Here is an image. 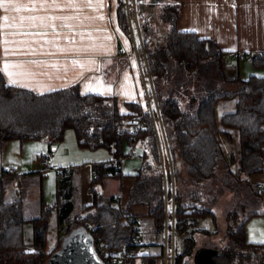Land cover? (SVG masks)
Masks as SVG:
<instances>
[{"label":"trees","instance_id":"obj_1","mask_svg":"<svg viewBox=\"0 0 264 264\" xmlns=\"http://www.w3.org/2000/svg\"><path fill=\"white\" fill-rule=\"evenodd\" d=\"M116 9L119 27L130 36L123 0ZM180 13L178 1L164 4L161 19L168 26L165 43L149 50L144 41V49L148 50L144 53V70L147 73L148 69L147 78L153 88L149 96L157 106L152 111L139 102H126L127 111L122 112L117 98L82 93L77 85L35 93L8 84L0 72L1 143L41 139L59 143L66 131L73 129L79 146L93 150L107 148L112 154L110 162L92 165L94 175L89 188L92 202L76 214H73L75 184L71 168L60 172L54 203L43 202L40 214L31 219L24 217L21 201L5 199L0 177V264H44L52 254L47 251V240L53 213L59 231L67 234L81 228L93 241L99 239L111 253H117L132 235L121 224L123 213L136 205L146 207L144 216L152 221L156 236L167 228L169 248L171 234L173 240L176 234L183 236L182 249L173 253L174 264H196L195 235L208 232L197 228L199 220L211 217L215 224L217 220L214 209L206 207L202 190L206 182L217 179L221 168L225 184L232 179L245 183L253 202L259 206L263 192L251 184L249 177L263 172L264 76L253 74L244 79L238 70L231 76L226 51L212 39L180 31L176 25ZM140 28L143 29L142 25ZM251 62L263 67L264 53L252 54ZM224 100H234L235 107L218 119L216 107ZM234 130L238 131L240 143L237 160L233 154L227 159L221 144V138L232 140ZM125 142L132 146L145 144L142 166L134 175L126 203L117 204L116 196L112 203L106 204L98 187L103 186L107 176H124L121 163ZM167 152L174 172V190L170 185ZM236 161L238 165L233 170ZM166 202L170 207L167 216ZM258 206L241 218L237 208L227 212V231L220 239L222 243L208 247L217 251L216 264H264V244L249 242L245 229L250 217L264 214ZM241 207L245 210V205ZM26 221L32 223L31 242L24 239ZM60 239L62 244L63 237ZM158 245V253H134L126 258V264H136L138 258L142 264L162 261L164 243Z\"/></svg>","mask_w":264,"mask_h":264},{"label":"crops","instance_id":"obj_2","mask_svg":"<svg viewBox=\"0 0 264 264\" xmlns=\"http://www.w3.org/2000/svg\"><path fill=\"white\" fill-rule=\"evenodd\" d=\"M176 1L181 7V13L176 22L177 28L180 31L195 32L201 38L215 41L226 51L225 61L231 76L237 70L244 79L253 74L264 76V66H253L252 62L245 58H232L233 53H239L242 56L264 53V0ZM16 2L22 7L30 6V0H16ZM36 2L38 4L40 0H36ZM66 2L67 0H56L60 8L47 7L41 10L37 7L36 11L19 13H5L0 9V66L7 60L11 64L23 65L21 69L14 71L27 73V75L9 78L8 75L1 72L5 81L14 86L30 89L35 93H45L77 85L82 93L117 98L119 109L122 112L127 111L126 102H139L147 109L146 102L148 100L145 99L149 95L146 87L148 76L137 54L135 55V42L133 41L132 45L131 36L125 35L117 26L114 16L117 0H104L103 8L89 7L85 0H76L77 7L72 9L64 7ZM93 2L95 4V0ZM48 3L50 4L51 0H48ZM4 15L16 17L17 27L11 28L5 25L2 20ZM29 16L59 17L60 19H44L43 23L39 19L36 21L25 20L21 25L20 17ZM100 16H103L104 19L97 18ZM65 17L75 18L63 19ZM9 23L12 21L10 20ZM49 25H55V28ZM11 33H46V35H11ZM107 37H111V39H107ZM5 40L10 43L5 44ZM12 41L17 43H11ZM5 47L19 48L21 51L5 57L3 51ZM29 49H35V52H30ZM125 75L129 78L126 83L133 94L132 98L121 91V84L125 83ZM142 76L145 78V83L142 81ZM13 79L18 82L12 83ZM101 81L104 87H111L110 93H104L103 88L96 87L97 83ZM88 84L93 85L92 90L86 89ZM223 106L226 111H232L235 103L233 106L231 103ZM232 135L231 141L221 138V144L226 156L228 153L232 154L233 151L238 150L237 157H239V134L232 131ZM56 144L52 143L50 139L0 142V177L5 186V199L21 201L23 211L27 205L32 204L33 214L31 217L33 218L40 214L43 202L51 204V186L48 185L47 188L49 177L46 175V171L42 172L44 169L40 164V157L43 154L51 153V161L53 160L55 165L62 163V160L56 159V153L65 147L69 148L71 139L67 144ZM88 161L90 160L83 163ZM108 162L91 161L87 165L81 166V164L66 161L68 166L60 165L56 168V196L57 184L61 178L60 172L62 169L71 168L73 169L71 179L75 184V191L77 192L78 184H80L85 205L91 204L92 195L89 188L94 175L92 165ZM125 177L107 176L104 179V182L109 178L118 182V184L114 183L116 188L112 192L102 196V199L108 198L106 204L112 203V198L118 195H121L123 205L126 203V196L134 182V176L131 181L126 180ZM249 179L257 189L259 184H264V157L263 172L253 174ZM258 207L259 211H264V191ZM130 211L139 219V216L146 214L147 209L144 206L136 205L131 207ZM52 215L55 216V213ZM245 229L249 242L264 239V235H262L264 234V214L250 217L246 222ZM150 244L158 245V242ZM139 246L136 247V254Z\"/></svg>","mask_w":264,"mask_h":264},{"label":"rangeland","instance_id":"obj_3","mask_svg":"<svg viewBox=\"0 0 264 264\" xmlns=\"http://www.w3.org/2000/svg\"><path fill=\"white\" fill-rule=\"evenodd\" d=\"M121 0H117L116 7ZM174 2V0H136L137 11H135L136 15L139 17V26L142 25L143 29L139 28L138 32L135 27L133 30L130 31V36L132 38V45L133 41L135 42L134 46L137 45L140 52V62L142 63L143 67H145V59L141 57V53H146L147 49H153L156 46L163 45L165 43L166 34L168 31V26L163 22L161 19V9L162 6L166 3ZM115 18L118 17L117 9H115ZM128 20V19H127ZM117 24L118 21L116 20ZM128 23V21H127ZM119 27V24H118ZM120 28V27H119ZM120 30L124 32L121 28ZM125 35H127L124 32ZM128 36V35H127ZM145 39L148 44V48L144 49ZM146 51V52H145ZM136 55V52H135ZM228 65V64H227ZM253 65V64H252ZM149 78V76H148ZM146 78V87L147 92L151 93L153 91L152 84L149 79ZM153 101L152 98H150ZM152 103V104H151ZM224 103V104H222ZM229 103H235L234 100H224L220 101L216 107V114L219 118L223 113L229 112L224 109L223 105H228ZM150 106L156 107V102H149ZM235 133H238L237 130H234ZM62 142L57 143L56 145H60L62 143L67 144L69 139H71V146L69 148H64L62 151L57 152L56 159L62 160V163L54 164L53 160L51 161L54 169L47 170L46 175H48L47 180V188L48 185L51 186V203H54L56 199V187H55V179H56V168L61 166H68L66 161H71L75 164H81V166H85L88 162L91 161H101V162H108L112 159V154L107 148H99L96 150L90 148H84L78 145L75 133L73 129L67 130V135L64 137ZM229 144V143H228ZM227 144V145H228ZM227 148V147H226ZM146 150L144 143H137L136 145L132 146L129 142L124 143V154L125 157L122 159L121 168L124 176H126V180L131 181V178L135 175L137 170H139L142 166V157L143 153ZM237 160L238 150L233 151L232 153ZM231 153L227 154V159L230 157ZM229 156V157H228ZM86 160H90L88 162L83 163ZM237 161L233 164L232 169L234 170L237 168ZM43 170V169H42ZM44 172V170L42 171ZM79 183V181H78ZM116 180L107 179L104 182V185L99 188V192L102 196H105L106 193L112 192L116 188ZM226 183V178L224 177L223 169L221 168L219 176L213 182H206L202 193L204 194L205 204L206 207H212L216 212V224L213 222L211 217H206L204 219H200L197 228L200 230H206L208 232H198L195 235L196 238V250L200 248H207V247H215L222 243V239L227 231V220L226 214L228 211L237 208V213L239 217L245 216L251 209L257 207L253 200L252 194L250 193L249 189L246 187V184L241 182L237 183L236 180H230V184ZM77 192L74 190L73 194V201H74V210L73 214L79 213L82 211V207L85 205L83 201L82 191L80 190V184ZM129 185V182H128ZM125 185V186H128ZM120 187V183H119ZM234 189V190H231ZM121 196V195H118ZM108 198L102 199V202H107ZM83 201V205H82ZM245 205V210L242 209L241 206ZM32 207L33 205H27L23 211L24 217L26 219H31L32 216ZM140 224H141V231L143 233V243L138 248L137 254H146V253H155L158 252V248L160 245L150 244L151 242H158L164 243L166 242V234L167 228L163 233H156L154 231V227L152 221L146 218L144 215L139 216ZM66 234L59 231V227L57 225L55 216L52 215L49 223H48V240H47V251L53 253L60 248L61 239L60 237L65 236ZM174 236V235H173ZM24 239L26 242L32 241V223L26 221L24 225ZM171 247L168 249V253H172L176 251H180L183 245V236L176 234L174 236V240L171 234ZM220 240V242H219ZM172 242L173 246H172ZM168 246V244H167ZM175 248V249H174ZM136 264H141L140 258L136 260ZM156 264H163V260Z\"/></svg>","mask_w":264,"mask_h":264},{"label":"built area","instance_id":"obj_4","mask_svg":"<svg viewBox=\"0 0 264 264\" xmlns=\"http://www.w3.org/2000/svg\"><path fill=\"white\" fill-rule=\"evenodd\" d=\"M123 3L125 6V12H126L127 19H128L129 30L132 31L133 27H135L137 29V32H138L140 26H139V17L135 13V11H137L136 0H123ZM134 47H135L137 57L140 60V58H139L140 52L138 50L139 47L137 45H135ZM141 56L145 57V54L141 53ZM242 57L243 56L240 55L239 53H233L232 54L233 59L242 58ZM244 58L247 61H252V54H246ZM146 67H147V65H146ZM146 71L148 73V74L146 73L147 76H149L148 69ZM142 81L145 83L144 76H142ZM149 95L147 96L148 99H147V97L145 99V100H148V102H146V106H147L146 108L148 110L152 111L154 106H150L149 102H154L155 100H154V98H152L153 101H151ZM167 161H168V165H169V171L171 174L170 185L172 187V190H174V178H173L174 172L172 169L171 157H170L168 152H167ZM40 164H41L42 168L44 169V171L52 170L53 165L51 162V153L43 154L40 157ZM162 169H163V173H164V183L166 185L167 179H166V175H165V164H164V162L162 163ZM258 190L263 192L264 191V184H259ZM117 200H118L117 203L119 205L123 206V201L121 199V196H118ZM169 208L170 207L168 206V204L166 202V216H167V212H168ZM121 224L128 227L130 229V231L132 232V235H131L130 239L128 240V242H125L117 253H114V254L111 253L109 251L108 247L104 243H102L99 239L94 240L95 248L98 251V253L101 255V257L104 259L105 264H126V261H125L126 258H128L132 254H134L136 247H138L139 245H141L143 243L144 237H143V233L141 231L140 221L138 220V218L134 215V213L132 211H128V212L123 213V218L121 220ZM166 242L167 243L164 245L163 264H174V257H173L174 252H173V250H172V253H170V254L168 253L169 243L167 241V234H166ZM173 243L174 242H172V246H173ZM167 244H168V246H167ZM170 247H171V245H170Z\"/></svg>","mask_w":264,"mask_h":264},{"label":"snow or ice","instance_id":"obj_5","mask_svg":"<svg viewBox=\"0 0 264 264\" xmlns=\"http://www.w3.org/2000/svg\"><path fill=\"white\" fill-rule=\"evenodd\" d=\"M85 2L88 4L89 7H95V8H103L104 6V0H95V4L93 2V0H85ZM37 7H39V9L43 10L46 9L47 7H53V8H60V5H58L56 3V0H51V3H48V0H40V2L37 4L36 0H30V6H21L19 3L16 2V0H0V9H2L5 13L8 12H22V11H36ZM64 7L67 8H72V9H76L77 4H76V0H67L66 4L64 5ZM63 10V9H61ZM75 17H65L63 19H74ZM98 19L103 20L104 17L100 16L97 17ZM37 19H39L41 21V23H43L44 19H60L59 17H35V16H29V17H20V23L21 25L23 24V22L25 20L28 21H36ZM2 20L4 22L5 25H7L8 27L11 28H16L17 24L15 23L16 17H10L8 15H4L2 17ZM12 21V23H9V21ZM53 28H55V25H49ZM11 35H46V33H11ZM107 39H111V37H107ZM5 44L10 43V41L5 40L4 41ZM11 43H17L15 41H12ZM19 43H23V42H19ZM5 57H7L9 54H16L17 52L21 51L19 48L13 49V48H8L5 47L3 49ZM30 52H35V49H29ZM110 51V50H109ZM73 63H76L75 61H73ZM23 67V65L20 64H11L8 63L7 60H5V62L3 63L2 66H0V72H3L4 74L8 75L9 78H12L13 76H23V75H27V73L23 72V71H14L15 69H21ZM81 67H83V65H81ZM129 78L127 77V75H125L124 80L125 83L121 84V91L123 92V94H125L126 96H128L129 98H132V92L130 90V88L127 86V80ZM18 81L13 79L12 83H17ZM96 87L98 88H103V92L104 93H110L112 91L111 87H104L102 81L98 82ZM93 85L88 84L86 85V89L87 90H92ZM127 89V90H125ZM142 95V93H141ZM264 235V234H262ZM253 242H257V243H261L264 244V239L261 240H253Z\"/></svg>","mask_w":264,"mask_h":264},{"label":"water","instance_id":"obj_6","mask_svg":"<svg viewBox=\"0 0 264 264\" xmlns=\"http://www.w3.org/2000/svg\"><path fill=\"white\" fill-rule=\"evenodd\" d=\"M93 243V238L83 229L71 230L45 264H101ZM216 255L217 251L213 248H200L194 255V261L196 264H216Z\"/></svg>","mask_w":264,"mask_h":264},{"label":"flooded vegetation","instance_id":"obj_7","mask_svg":"<svg viewBox=\"0 0 264 264\" xmlns=\"http://www.w3.org/2000/svg\"><path fill=\"white\" fill-rule=\"evenodd\" d=\"M93 249H94V252L96 253L97 258H98L99 261L101 262V264H105L104 259L101 257V255H100V254L98 253V251L96 250L94 243H93ZM50 256H51V255H50ZM50 256H48V257L46 258L45 263L49 260ZM45 263H44V264H45Z\"/></svg>","mask_w":264,"mask_h":264}]
</instances>
